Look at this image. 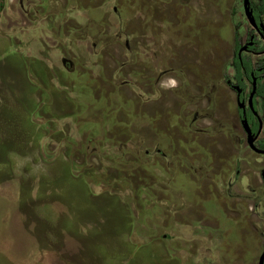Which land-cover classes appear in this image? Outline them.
<instances>
[{
    "label": "rangeland",
    "instance_id": "rangeland-1",
    "mask_svg": "<svg viewBox=\"0 0 264 264\" xmlns=\"http://www.w3.org/2000/svg\"><path fill=\"white\" fill-rule=\"evenodd\" d=\"M253 32L243 0H0V264H259Z\"/></svg>",
    "mask_w": 264,
    "mask_h": 264
},
{
    "label": "flooded vegetation",
    "instance_id": "flooded-vegetation-1",
    "mask_svg": "<svg viewBox=\"0 0 264 264\" xmlns=\"http://www.w3.org/2000/svg\"><path fill=\"white\" fill-rule=\"evenodd\" d=\"M260 1L261 0H258V1L251 0V5H252V8L254 10V16H255V8H254V6L259 5ZM243 7H244V0H243ZM263 17H264V15L261 16V18L257 20V18L255 16L258 24H260L261 22L264 23ZM253 29H254V32L250 35L249 40L246 43H244V44L240 43L239 47H237L236 43H235L234 59H233V62H232V66H234V68H235L234 79L231 78V77H229L230 79H228V80L225 79L226 77L224 79L226 80V85L235 92L236 90L234 89V86L237 85V81H235V77H236V74H237V69H236V66H235V60L239 59L241 64H243V59L245 57H248V58L252 59V63L254 65V67H253V71H251V73H250V78H246V80H245V83L247 85V89L244 91L242 101H244L245 104H246V111H247L246 115H247V119H248V122H249V126L251 127V129H252V131L254 133V136H255V145H256V147L258 149L264 151V105H263V102H262L263 100L261 98H259V97H256V95H255L254 106H255L256 111L258 112V115H255L251 111V109L249 108V104H248L249 96H250V93L252 92V89H253V86H254V80L255 79L257 80V88H258L259 81L261 79H264V31H262V34H261L255 28H253ZM252 36H255L254 45L250 46L247 51L243 52L241 54V56H239L240 48L242 46H244L245 44H247L250 41ZM261 42H263V45L261 47H259ZM253 57H256L257 59L254 60ZM260 62H262V65L259 64ZM249 86H250V90L248 89ZM235 101L238 103V95L237 94H236ZM255 104H257V106ZM238 107H239V105H238ZM239 109L241 111L237 110V112H238L240 121L242 123L243 111L244 110L242 108H240V107H239ZM248 146H249V144H248ZM249 148H250V146H249ZM252 151L255 152L258 156H261V157L264 158V152L259 153V152L254 151V150H252ZM263 172H264V163H263L262 171H261L263 184H261V185L259 184L258 185V188L260 190L264 189ZM237 173H240V171L238 170ZM260 221H261V226H262V229H263V232H262L263 248H262V252L260 254V257H261L262 254L264 253V218L261 219ZM260 257H259V261H260Z\"/></svg>",
    "mask_w": 264,
    "mask_h": 264
},
{
    "label": "water",
    "instance_id": "water-1",
    "mask_svg": "<svg viewBox=\"0 0 264 264\" xmlns=\"http://www.w3.org/2000/svg\"><path fill=\"white\" fill-rule=\"evenodd\" d=\"M244 11H245L246 17H247L249 23L252 25V27L255 28L259 33L262 34V31H264V23L263 22H261L260 24L257 23V20L254 16V10H253L252 5H251V0H244ZM254 38H255V36H252L250 41L240 48L239 56H241V54L243 52L247 51L250 46L254 45ZM236 89L239 92H241L240 87L236 86ZM256 92H257V80L255 79L252 92L250 93V96H249L248 104H249V108L251 109V111L255 115H258V112L256 111L255 106H254V98H255ZM238 105L240 108H242L244 110L243 111L242 126H243L245 132L247 133V142H248L250 148L254 151L259 152V153L264 152V151L258 149L255 145V136H254V133H253L251 127L249 126V122H248L247 115H246V113H247L246 104L244 101L240 100L239 96H238ZM263 177H264V172H263ZM259 264H264V253L260 257Z\"/></svg>",
    "mask_w": 264,
    "mask_h": 264
},
{
    "label": "trees",
    "instance_id": "trees-1",
    "mask_svg": "<svg viewBox=\"0 0 264 264\" xmlns=\"http://www.w3.org/2000/svg\"><path fill=\"white\" fill-rule=\"evenodd\" d=\"M255 8V16L258 19L261 18V16L264 15V0H261L260 1V4L259 5H256L254 6ZM239 40L236 41V46L239 47ZM260 65H262V62L259 63ZM235 66H236V69H237V74H236V77H235V81H237V85L238 87H240L241 89V92H239L237 89H236V86H234V89L236 90L235 93L239 96L240 100L242 101V98H243V94H244V91L247 89V85L245 83V80L246 78H250V73L251 71H253V63H252V59L251 58H248V57H245L243 59V64H241V62L239 61V59H236L235 60ZM225 79H230L228 76L225 78ZM256 97H259L261 98L263 101V105H264V79H261L259 81V84H258V88H257V93H256ZM237 103V102H236ZM257 106V104H255ZM120 106H122V103L118 104V107L120 108ZM237 110L241 111L238 107V103H237ZM186 123V121H185ZM173 125H176L177 127H180V124L178 123V120L177 118L173 120ZM86 180V179H84ZM95 182H93L94 184Z\"/></svg>",
    "mask_w": 264,
    "mask_h": 264
},
{
    "label": "clouds",
    "instance_id": "clouds-1",
    "mask_svg": "<svg viewBox=\"0 0 264 264\" xmlns=\"http://www.w3.org/2000/svg\"><path fill=\"white\" fill-rule=\"evenodd\" d=\"M172 84L174 85V84H175V82H174V81H172Z\"/></svg>",
    "mask_w": 264,
    "mask_h": 264
}]
</instances>
